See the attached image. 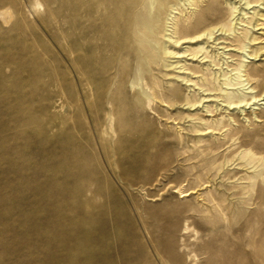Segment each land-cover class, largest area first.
<instances>
[{
  "label": "bare ground",
  "instance_id": "6f19581e",
  "mask_svg": "<svg viewBox=\"0 0 264 264\" xmlns=\"http://www.w3.org/2000/svg\"><path fill=\"white\" fill-rule=\"evenodd\" d=\"M21 7L0 0L2 192L19 189L13 139L57 141L22 174L9 211L23 220L0 227L47 248L41 264H264V134L248 133L264 123V0H71L69 94L42 83ZM145 175L193 202L141 221L147 255L112 185L141 189Z\"/></svg>",
  "mask_w": 264,
  "mask_h": 264
},
{
  "label": "rangeland",
  "instance_id": "374dc122",
  "mask_svg": "<svg viewBox=\"0 0 264 264\" xmlns=\"http://www.w3.org/2000/svg\"><path fill=\"white\" fill-rule=\"evenodd\" d=\"M20 2L22 5L21 12L23 20L26 23L22 27V31L24 32V37L28 45L36 50V58L38 59L36 61H39L40 69L43 73L41 78L42 83H47V79L51 80L58 77V80L63 84L65 93L69 94L70 86L68 74L70 61L68 49L71 44V0H42V8L38 14L34 13L31 0H20ZM225 12V8L222 7V16L224 19L226 17ZM259 25L260 27H258L257 30H264V17L261 19ZM255 34L258 39L256 45H264V32L257 31ZM261 55L262 57L256 60L258 64L264 62V52ZM29 83L33 86L35 81L30 79ZM37 107L36 104L34 110L36 115L38 113ZM159 114L161 115V113ZM152 118L153 116L146 120V126L148 128L155 126ZM237 122L244 125L241 117H239ZM37 124H41V121L37 120ZM68 126L65 128V134L67 135L72 134ZM251 132L264 134L263 121H255L253 125L250 124V126H248V133ZM56 141L57 139L55 136H51L48 139L30 141L28 144H25L19 138L13 139V143L17 142V144L21 146L19 151L13 152L12 161L16 160L17 165L12 171L13 173L20 174L21 177L12 180L13 186H15L13 188L18 187L19 189L3 193V189L0 187V203L4 205L0 210V212L4 214L0 218L5 219L8 225H17L18 222L23 220V216L10 213L9 211V206L18 201L23 194L24 190L20 187L24 184L26 179L22 174L38 166L37 152L41 150L42 145L44 146L45 144L47 148L53 150L56 146ZM159 153L162 160L167 159V151L164 150ZM128 157L129 154H125L116 158L115 161L121 162ZM25 161L30 162V168L26 169L21 165ZM92 166L94 167L95 163H93ZM181 179L180 177V181ZM115 182L116 181L113 180L112 185L114 184L120 202L125 208H128L130 216L135 218H133L134 227L132 229L137 238V246L144 250V255L145 252L146 255L151 253V246L148 236L143 230L141 221L150 222L153 220L154 216L173 220L176 214L193 204L191 198L182 201L178 199L173 191L175 187L174 184H170L173 183L171 181L167 182L166 180H162L157 184L156 180H150L145 175V177L141 178L139 181L140 184L143 185L141 189L134 188L130 191H125L121 182ZM25 234L26 230L21 228V226L18 227L17 230L8 232L0 227V264H41L42 257L49 254L50 251L44 247L32 249L29 244L19 242L17 238ZM3 245L6 246L4 247ZM144 260L141 261L144 263Z\"/></svg>",
  "mask_w": 264,
  "mask_h": 264
}]
</instances>
